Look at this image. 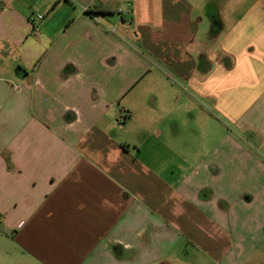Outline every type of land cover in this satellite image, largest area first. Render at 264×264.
I'll use <instances>...</instances> for the list:
<instances>
[{
    "label": "crops",
    "instance_id": "1",
    "mask_svg": "<svg viewBox=\"0 0 264 264\" xmlns=\"http://www.w3.org/2000/svg\"><path fill=\"white\" fill-rule=\"evenodd\" d=\"M199 10L0 0V264L262 261L264 0Z\"/></svg>",
    "mask_w": 264,
    "mask_h": 264
},
{
    "label": "rangeland",
    "instance_id": "2",
    "mask_svg": "<svg viewBox=\"0 0 264 264\" xmlns=\"http://www.w3.org/2000/svg\"><path fill=\"white\" fill-rule=\"evenodd\" d=\"M189 1L192 3V6L197 9V11L200 9L199 11L202 12V14L204 15L202 18L204 21H206V29L205 27L202 28L206 30V33H202L199 30L197 35L194 37V40L197 43L198 41L206 40V43L208 44L207 46L213 52L215 51L217 46L215 37L218 36L219 33H220L219 36H224L227 33V31L230 30L231 27L239 21V19H242L245 16H250L251 3L253 2V0H189ZM119 7L123 8V6L120 5ZM116 9H118V7ZM116 11H114L111 15V17L114 18V20H117L116 15L118 14H116ZM123 22L130 24L129 21H123ZM123 22L120 20V23ZM129 28L130 30L134 29L133 24L130 25ZM222 29L223 32H220L222 31ZM219 39H221V37ZM144 53L146 54L147 52L144 51L143 54ZM258 255H259L258 257L262 261L260 262L256 261V262H258V264H264V247L262 248L261 252H259ZM191 262H192V258H189V263ZM159 264H163V263L161 262Z\"/></svg>",
    "mask_w": 264,
    "mask_h": 264
},
{
    "label": "built area",
    "instance_id": "3",
    "mask_svg": "<svg viewBox=\"0 0 264 264\" xmlns=\"http://www.w3.org/2000/svg\"><path fill=\"white\" fill-rule=\"evenodd\" d=\"M84 10L86 11L87 9L86 8H84ZM117 14L118 15H120V16H128L129 14H130V9L129 8H127V9H125V10H122V9H118L117 11ZM42 18V16H40V15H37V16H35L33 19H32V21H38V20H40ZM115 124L117 125V126H119L120 125V121H115Z\"/></svg>",
    "mask_w": 264,
    "mask_h": 264
}]
</instances>
